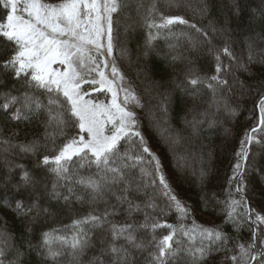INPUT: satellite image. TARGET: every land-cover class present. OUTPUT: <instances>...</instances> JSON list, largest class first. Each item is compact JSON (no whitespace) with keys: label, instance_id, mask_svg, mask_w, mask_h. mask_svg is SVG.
<instances>
[{"label":"snow or ice","instance_id":"6c2138e0","mask_svg":"<svg viewBox=\"0 0 264 264\" xmlns=\"http://www.w3.org/2000/svg\"><path fill=\"white\" fill-rule=\"evenodd\" d=\"M132 8L136 16L126 17L125 31L137 21L147 29L143 55L162 39L167 51L157 55L183 65L172 83L194 102L192 118L184 120L193 135L207 124L220 125L231 136L241 111L235 97L252 96L225 199L217 201L223 205V225L234 231L247 226V243L230 247L223 226L196 222L193 208L173 187L162 157L142 130L137 109L172 150L176 169L191 168L203 186L207 171L197 170L196 160L178 151L185 137L167 119L168 93L149 81L152 86L145 92L156 101L149 106L121 67L128 49L118 45L120 18ZM0 11V74L22 84L18 94L0 93V109L10 111L12 121L36 119L43 128L39 136L18 143H13L18 133L0 134L8 171L19 170L13 187L35 190L37 181L9 157L43 149L37 166L54 177L47 194L66 202L75 197L90 209L70 226L41 233L40 246L52 264L65 257L67 264H139L141 257L144 264H205L214 253L224 254L220 264H264V212L252 206L245 183L251 148L264 144V82L254 87L237 75L264 65V47L259 46L264 35L247 37L239 55L227 40L216 46L214 39L227 33L212 21L203 23L205 0H137L134 5L130 0H0ZM256 14L264 15V0L253 10ZM205 48L212 57L208 70L194 67L185 55ZM143 72L137 69L138 76ZM8 206L18 217L32 220L47 212L38 200L26 204L20 198ZM97 232L98 244L93 242ZM22 257L14 234L0 227V264H20Z\"/></svg>","mask_w":264,"mask_h":264},{"label":"trees","instance_id":"16d2710c","mask_svg":"<svg viewBox=\"0 0 264 264\" xmlns=\"http://www.w3.org/2000/svg\"><path fill=\"white\" fill-rule=\"evenodd\" d=\"M136 2L137 0H130L133 5ZM144 2L147 3L148 0H144ZM205 3L208 13L203 23L207 24L212 21L217 28H224L227 33L224 37L217 36L214 39L213 43L216 46H223L224 40H227L239 55L247 37L251 35L259 38L264 35V15H253V10L260 7V0H205ZM236 6L239 8L238 13ZM128 15L135 18L134 8L129 9L120 18L118 45H123L128 49V58L120 61L121 67L149 106L156 102L145 92L147 87L152 86L149 81L158 86L159 91L168 93L167 119L172 129L179 131L185 137L184 143L178 151L185 152L190 161L195 159L197 170L203 167L207 171L203 186L195 181L191 168L184 171L176 169L172 150L155 134L148 119L145 118L144 112L138 109V113L141 115L142 130L153 146V150L162 157L173 187L181 199L193 208L196 222L205 227L223 226V230L231 239L230 247H234L240 242L247 243L250 240L247 226L245 225L239 231H234L231 225H223V205L217 201L225 199L224 190L228 187L227 181L232 175V165L236 162L235 151L239 146L238 142L243 130L249 124L246 117L252 107V96L235 97V102L241 105V111L231 125V136H225L222 126L209 127L207 124L201 125L198 133L193 135L184 120L192 118L189 109L193 107L194 102L186 93L175 88L172 83L177 79V69L182 68L183 65H172L170 60L165 59L163 55H157V52L167 51L162 39L154 41V50L145 57L143 52L145 51L147 29L137 21L125 31V25L130 23L126 19ZM188 15L190 16V14ZM259 46L264 47V44ZM185 55L196 68L208 70L211 67L212 57L206 48L194 50L191 53L185 52ZM138 68L144 69V72L139 76ZM237 75L247 84L259 87L264 82V65L254 64L251 66L250 74L238 72ZM180 78L182 79V76ZM20 90H22L21 82L13 80L10 75L0 74V93L11 91L15 95ZM204 99H207V95L204 96ZM10 115V111L5 112L0 109V130H2L0 134L3 137H9L12 133H18V136L13 139V143L32 140L43 132L42 126L36 119L15 122L10 120ZM42 154H44L43 149L36 155L21 156L17 153L9 157L15 163L23 164L37 181L35 190L22 188L18 192L13 185L17 183L19 170L14 169L9 172L4 154L0 152V227L6 226L7 230L14 234L16 242L23 252L20 264H52L45 249L40 246L41 233L70 226L74 219L87 214L90 210L87 202L81 203L75 197L66 202L63 198L54 199L47 194L51 190L54 177L46 167L37 166ZM200 158H202V162ZM245 183L252 206L264 212V144H254L251 148L247 161ZM61 191L66 192L64 189ZM213 193H215V197ZM77 194H80L79 190ZM20 198H23L26 204L32 200H38L40 207L47 209V212H42L35 220L30 217H18L14 208L9 207L8 204L14 205L15 201ZM100 207L102 209L103 205ZM168 220L174 223L175 216H169ZM98 238L99 233L97 232L93 242L98 244ZM91 254V252L88 253V255ZM223 255V253H214L205 261V264H220ZM58 264H67V258L65 257ZM139 264H144L143 257L140 258Z\"/></svg>","mask_w":264,"mask_h":264},{"label":"rangeland","instance_id":"374dc122","mask_svg":"<svg viewBox=\"0 0 264 264\" xmlns=\"http://www.w3.org/2000/svg\"><path fill=\"white\" fill-rule=\"evenodd\" d=\"M55 67V65H54ZM94 96H98L99 99L103 100L105 99V95L102 93H93ZM138 112V109L136 110Z\"/></svg>","mask_w":264,"mask_h":264}]
</instances>
